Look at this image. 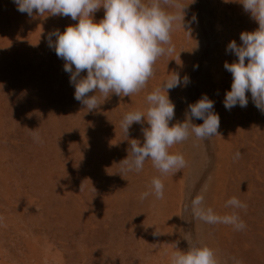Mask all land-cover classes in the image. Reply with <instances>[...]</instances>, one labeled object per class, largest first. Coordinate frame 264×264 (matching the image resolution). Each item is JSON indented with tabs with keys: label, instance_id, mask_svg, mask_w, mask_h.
Instances as JSON below:
<instances>
[{
	"label": "rangeland",
	"instance_id": "obj_1",
	"mask_svg": "<svg viewBox=\"0 0 264 264\" xmlns=\"http://www.w3.org/2000/svg\"><path fill=\"white\" fill-rule=\"evenodd\" d=\"M175 2L185 7L171 32L175 50L157 59L140 92H97L101 105L89 111L48 41L78 21L35 10L30 17L0 0V264H170L174 251L193 246L214 250L217 264H264V112L250 93L246 107L223 104L232 83L224 64L237 60L226 47L259 25L240 0ZM161 7L182 15L163 0ZM103 17V8L94 14ZM175 74L190 82L168 91L175 105L169 126L184 122L206 94L218 135L174 144L169 152L186 161L175 173L162 175L151 160L138 173L122 171L132 140L142 144L149 127L134 122L127 136L123 116L146 111V96ZM154 177L164 184L163 199H141ZM199 196L203 207L238 216L245 227L197 219ZM232 197L246 207L227 206Z\"/></svg>",
	"mask_w": 264,
	"mask_h": 264
},
{
	"label": "clouds",
	"instance_id": "obj_2",
	"mask_svg": "<svg viewBox=\"0 0 264 264\" xmlns=\"http://www.w3.org/2000/svg\"><path fill=\"white\" fill-rule=\"evenodd\" d=\"M13 3L19 12L27 13L30 17L35 10L39 16L49 13L48 16L70 17L78 21L75 25L67 26L63 32L53 31L48 41L57 57L65 62V72L71 74L69 82L75 88L74 98L89 111L101 105L95 95L97 92L105 98L109 94L131 96L146 86L153 76L157 59L175 50L171 32L177 21L183 22L182 10L185 8H180L175 0H163V3L178 8L182 15L165 11L161 7V0H13ZM239 3L259 27L251 32H241L240 45L233 40L226 47V51L234 54L237 60L224 64L225 70L232 75V83L225 93L223 104L226 110L237 105L246 107L249 102L246 93H250L255 106L264 112V0H240ZM101 8L104 17L96 21L94 14ZM53 36L55 41L52 40ZM85 72L86 75H81ZM189 82L187 77L182 81L175 74L174 78L146 96V111H130L123 116L121 128L127 136L134 122L146 121L149 127L143 129L142 144L132 140L131 156L122 161V171L138 173L145 161L151 160L162 175L175 173L186 166V161L183 154L169 152L174 144L186 141L191 135L198 139L218 135L219 116L213 111L214 101L206 94L189 105V114L184 122L169 126L174 118L175 105L168 91L182 83L187 86ZM194 119H202L203 123L196 125L192 122ZM34 139L41 142L38 134ZM236 155L238 157L239 153ZM149 195L163 199L164 184L160 178H153L150 192L141 194V199ZM226 204L236 208L246 207L236 197L230 198ZM202 205V196L192 201V213L197 219L208 224H230L237 230L245 227L238 216L219 217L211 208ZM170 264L217 262L211 248L193 246L186 251H174Z\"/></svg>",
	"mask_w": 264,
	"mask_h": 264
}]
</instances>
